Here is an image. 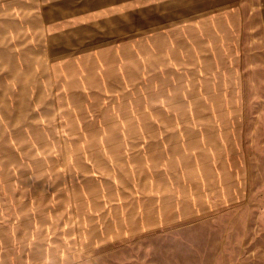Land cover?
I'll list each match as a JSON object with an SVG mask.
<instances>
[{
  "label": "rangeland",
  "instance_id": "obj_1",
  "mask_svg": "<svg viewBox=\"0 0 264 264\" xmlns=\"http://www.w3.org/2000/svg\"><path fill=\"white\" fill-rule=\"evenodd\" d=\"M105 4L128 31L0 0V264H117L121 229L166 264H264V0Z\"/></svg>",
  "mask_w": 264,
  "mask_h": 264
},
{
  "label": "crops",
  "instance_id": "obj_2",
  "mask_svg": "<svg viewBox=\"0 0 264 264\" xmlns=\"http://www.w3.org/2000/svg\"><path fill=\"white\" fill-rule=\"evenodd\" d=\"M11 1V0H10ZM31 2H38L39 0H28ZM42 8L44 6L52 4L48 10L53 12L62 11L64 12L63 17H59L57 20L58 25L61 27H69L66 32L68 33H80V34H109L114 32H126L127 27L131 24V20L124 19L122 21H113L110 16L114 13L116 16L119 14V8L117 4H105L108 0H40ZM104 3V4H103ZM40 7L38 8L40 10ZM37 9V10H38ZM101 11L103 13L101 19L95 18V13ZM94 14V15H93ZM131 15V14H130ZM161 17L159 14L148 15V19ZM118 17V16H117ZM129 14H127V18ZM104 18L105 22L102 20ZM56 24V21L49 23V25ZM116 234V237L106 235V239L99 242L100 245H119L126 244L125 248H128L126 253L121 252L117 258L119 261L117 264H166V253L165 252H150L146 250V246L149 243V237H133L140 236L141 233L128 234L124 232V229ZM144 233V231H143ZM142 233V234H143ZM129 235L132 237H129ZM105 238V237H104ZM103 239V237H102ZM118 249H122L117 247ZM103 257H99L97 248L91 251L88 256L85 252H77L74 249L72 251L59 252L56 248H50L44 253V257L38 264H107L108 259L113 264H116V255L119 251L117 250ZM102 252V251H100ZM40 261V260H39Z\"/></svg>",
  "mask_w": 264,
  "mask_h": 264
}]
</instances>
